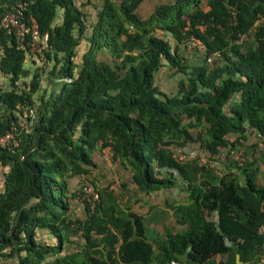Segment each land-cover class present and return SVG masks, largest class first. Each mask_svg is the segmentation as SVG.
<instances>
[{
  "label": "trees",
  "instance_id": "1",
  "mask_svg": "<svg viewBox=\"0 0 264 264\" xmlns=\"http://www.w3.org/2000/svg\"><path fill=\"white\" fill-rule=\"evenodd\" d=\"M16 1L0 0V16ZM22 1L23 42L0 27V133L26 117L19 146H0V264H215L217 254L219 264H259L264 148L218 167L199 161L222 149L255 151L264 140V0H169L147 17L137 11L144 0H101L89 35L77 0ZM32 18L39 53L30 52ZM191 38L205 58L218 51L220 59L191 64L179 49ZM100 50L111 61L98 59ZM164 66L178 75L172 94L156 84ZM45 67L54 89L35 98ZM250 135L258 141L244 145ZM195 143L202 153L175 157L174 147ZM106 147L139 192L185 193L169 207L179 229L149 239L144 215L122 208L108 186L84 200L83 218L71 217L69 180L90 174L92 152ZM38 229L55 243L39 241ZM78 232L83 244L61 253Z\"/></svg>",
  "mask_w": 264,
  "mask_h": 264
},
{
  "label": "rangeland",
  "instance_id": "2",
  "mask_svg": "<svg viewBox=\"0 0 264 264\" xmlns=\"http://www.w3.org/2000/svg\"><path fill=\"white\" fill-rule=\"evenodd\" d=\"M83 9L87 11L86 23L88 25L87 34H90L91 26L96 20L97 7L101 3V0H77ZM169 0H145L141 3L137 11L141 13L144 17H147L154 9V6ZM144 6V7H143ZM143 7V8H142ZM155 34L162 36L167 39L172 47L176 45L174 39L167 33L161 30L155 31ZM86 40H83L77 49L76 61L79 62L81 55L86 50L87 47ZM181 43L179 45L180 53L188 58L190 63H199L206 59L204 49L198 47H189L188 44ZM96 56L98 59L111 61L110 55L106 51H97ZM33 67V66H32ZM48 69L45 67L42 71L44 73L41 81V89L35 94V98H38L40 94L46 93L54 89L53 83L48 78ZM32 74V70L31 73ZM26 82L30 81V77L25 78ZM178 75L174 73L173 69L166 66L162 67L156 74V84L167 93H174L177 89ZM7 80H2V86H7ZM21 82V81H20ZM21 85V84H20ZM196 130H193L195 133ZM258 139L254 135L249 136V140L244 145H249L250 142H257ZM186 155H193L191 151H196V153H202L203 150L199 148L197 143L187 145L186 147H174L173 152L177 153L179 149H183ZM264 148V140H261L260 147L253 151L252 148L244 147L239 150L232 152L233 157H229L226 154V150H221L215 156H209L208 153L200 154L201 159L200 164L210 162L211 166L218 167L221 161H225L230 164V159H240L250 158L255 154H259L261 149ZM252 149V151H250ZM183 151V150H182ZM229 159H226L227 156ZM92 158L96 163L95 168L90 171V174L84 176H75L69 180V187L71 192H75V196L69 198V214L74 218H83L85 216L84 200L89 202H94L92 194H85L83 192V187L87 185L91 189L92 193H98L99 189L108 186L112 189L117 197L118 203L122 208H131L136 212L144 214V220L146 224V235L149 239L156 238L158 234L164 233L166 229H179L177 224L171 219L170 210L167 206L174 204L184 197L182 193H179L175 188L162 189L156 192H151L150 194H145L139 192L136 189L135 184L131 181V172L129 169L122 166L118 161H113L111 158V151L109 148L96 149L92 152ZM235 160V161H237ZM217 161V162H216ZM260 165V162L258 163ZM1 174L3 170H0ZM2 187V184H1ZM0 187V188H1ZM151 206V207H149ZM149 208V209H148ZM149 213H148V212ZM36 237L42 243H55L53 236L46 230L38 229L36 232ZM84 242L81 234L78 232L70 237V242H65L63 246V251L61 253L75 251Z\"/></svg>",
  "mask_w": 264,
  "mask_h": 264
},
{
  "label": "built area",
  "instance_id": "3",
  "mask_svg": "<svg viewBox=\"0 0 264 264\" xmlns=\"http://www.w3.org/2000/svg\"><path fill=\"white\" fill-rule=\"evenodd\" d=\"M26 5V2L18 0L11 5L10 9H6L0 16V27H4L9 31H13L19 43L23 42L25 33L27 32V24L24 19V11L26 9ZM30 20L31 34L33 36L31 42L29 43L30 52L39 53L41 52V46L38 39L37 24L33 18ZM260 22H264V19H261ZM188 46L204 49L203 44L193 38H191L188 42ZM220 57V53L216 51L214 53H211L206 58V60L207 63L211 65L217 59H220ZM25 128L26 117H23L18 124L11 123L10 126L4 132L0 133V146L7 149H14L18 147L21 142V134L23 133ZM175 157L177 159H184L185 157H187L184 148L179 149L178 152L175 153ZM82 190L85 194H92L93 198H97V193H92L91 189L88 188L87 185H85ZM259 231L264 234V226L260 227ZM226 244L231 245L229 241H226ZM259 264H263V262H260Z\"/></svg>",
  "mask_w": 264,
  "mask_h": 264
},
{
  "label": "crops",
  "instance_id": "4",
  "mask_svg": "<svg viewBox=\"0 0 264 264\" xmlns=\"http://www.w3.org/2000/svg\"><path fill=\"white\" fill-rule=\"evenodd\" d=\"M117 1V0H116ZM145 1V0H144ZM141 5V4H140ZM144 7V6H143ZM142 7V8H143ZM29 65V64H28ZM258 155L257 154H255V156H253V157H257ZM251 158V157H250ZM258 163L260 162V165H259V172L257 173V178H256V180H257V182H259L260 184H264V164L261 162V160H258L257 161ZM0 170H2L1 169V167H0ZM4 170V169H3ZM1 184H2V174H1V172H0V187H1ZM1 189V188H0ZM179 193H182L183 194V198H182V200H180V201H178V202H176V203H179V202H182V201H184L185 200V193L183 192V191H181L180 189H178V188H175ZM175 204V203H174ZM170 206H167V208L170 210V208H169ZM149 209V208H148ZM148 212V211H147ZM138 213H140V212H138ZM149 213V212H148ZM140 214H142V215H144L143 213H140ZM170 216H171V219H173V221H174V218L172 217V213H171V211H170ZM162 234V233H161ZM223 257L221 256V255H219V254H217V255H215L214 257H213V260H214V263L215 264H219V262H220V260L222 259ZM261 262H263V264H264V257L262 258V260H261ZM174 264V263H173Z\"/></svg>",
  "mask_w": 264,
  "mask_h": 264
},
{
  "label": "water",
  "instance_id": "5",
  "mask_svg": "<svg viewBox=\"0 0 264 264\" xmlns=\"http://www.w3.org/2000/svg\"><path fill=\"white\" fill-rule=\"evenodd\" d=\"M190 251H192V249H191V244L189 243L187 249L185 250V252H183L182 254L175 253V255H176L179 259H181V260H185L187 254H188ZM237 258H238V256H237Z\"/></svg>",
  "mask_w": 264,
  "mask_h": 264
}]
</instances>
